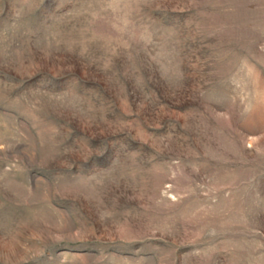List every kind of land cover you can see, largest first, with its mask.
Masks as SVG:
<instances>
[{"label": "rangeland", "instance_id": "rangeland-1", "mask_svg": "<svg viewBox=\"0 0 264 264\" xmlns=\"http://www.w3.org/2000/svg\"><path fill=\"white\" fill-rule=\"evenodd\" d=\"M0 264H264V0H0Z\"/></svg>", "mask_w": 264, "mask_h": 264}]
</instances>
